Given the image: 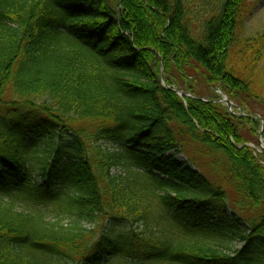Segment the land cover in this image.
Here are the masks:
<instances>
[{
  "label": "trees",
  "instance_id": "obj_1",
  "mask_svg": "<svg viewBox=\"0 0 264 264\" xmlns=\"http://www.w3.org/2000/svg\"><path fill=\"white\" fill-rule=\"evenodd\" d=\"M246 2L0 0V264H264Z\"/></svg>",
  "mask_w": 264,
  "mask_h": 264
},
{
  "label": "rangeland",
  "instance_id": "obj_2",
  "mask_svg": "<svg viewBox=\"0 0 264 264\" xmlns=\"http://www.w3.org/2000/svg\"><path fill=\"white\" fill-rule=\"evenodd\" d=\"M244 21L241 24V27L239 29V37L243 40H239L237 45L235 46L232 54L233 61L236 63L238 69L240 70V74H250L253 81V86L256 89L257 92L264 95V62L263 64L259 65L258 68L252 69L249 64V58H248V50L246 48V40L249 38H253L257 36L259 33L264 31V0H247L246 6L244 9ZM129 78V77H128ZM206 91V90H204ZM260 113L262 117H264V107H261ZM264 119V118H263ZM259 139V138H258ZM262 140L264 141V138L262 137ZM250 147L255 150L257 155L260 153V145L259 140L257 143L250 144ZM178 160H187L182 154L176 155ZM114 173H123L124 167L119 166L118 168H115L112 170ZM235 195V194H234ZM233 198V194L231 195ZM12 199V196L6 197V202H10ZM27 202L21 199H17L16 201V208L18 210L25 209L27 207ZM239 240V239H237ZM236 239L227 241L225 245H219L222 249L225 251H233L237 248H240L244 242L237 241Z\"/></svg>",
  "mask_w": 264,
  "mask_h": 264
},
{
  "label": "water",
  "instance_id": "obj_3",
  "mask_svg": "<svg viewBox=\"0 0 264 264\" xmlns=\"http://www.w3.org/2000/svg\"><path fill=\"white\" fill-rule=\"evenodd\" d=\"M223 100H224L229 106L232 105V102L229 101L227 97H224ZM251 118H256V117L251 116ZM259 118H260V117H259ZM261 119H262V118H261ZM263 126H264V124H263ZM261 135H262V132H260V141H261ZM262 147H263V149H264V146H262Z\"/></svg>",
  "mask_w": 264,
  "mask_h": 264
}]
</instances>
